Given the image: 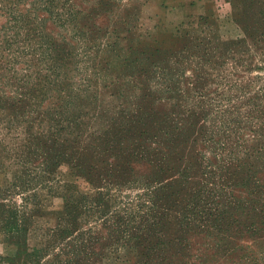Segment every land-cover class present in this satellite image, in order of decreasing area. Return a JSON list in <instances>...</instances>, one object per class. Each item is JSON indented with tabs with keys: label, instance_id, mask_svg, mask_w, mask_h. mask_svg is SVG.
<instances>
[{
	"label": "rangeland",
	"instance_id": "374dc122",
	"mask_svg": "<svg viewBox=\"0 0 264 264\" xmlns=\"http://www.w3.org/2000/svg\"><path fill=\"white\" fill-rule=\"evenodd\" d=\"M49 1L0 0V264H165L168 245L141 263L127 248L150 224L147 188L134 183L157 186L145 179L156 173L162 185L180 173L189 179L174 188L179 209L150 233L153 245L177 240L181 209L198 191L212 205L224 190L231 211L255 195L264 202V139L254 133L264 117V56L250 41L237 47L246 38L233 18L238 0H208L206 20L171 29L152 28L151 0ZM181 29L192 30L187 48L200 42L215 57L182 53L173 40ZM157 46L165 49L157 63L168 65L153 66ZM236 112L247 125L239 133ZM68 191L97 206L82 202L69 223ZM189 237L195 245L203 236Z\"/></svg>",
	"mask_w": 264,
	"mask_h": 264
},
{
	"label": "trees",
	"instance_id": "16d2710c",
	"mask_svg": "<svg viewBox=\"0 0 264 264\" xmlns=\"http://www.w3.org/2000/svg\"><path fill=\"white\" fill-rule=\"evenodd\" d=\"M70 0H66L65 5H68ZM50 4L54 5L55 0ZM235 13L233 18L235 23L240 25L245 34L246 38L240 40V44L237 47H243L242 44L246 45L247 41H250L251 44L256 48V50L264 56V0H238V4L235 6ZM80 13L70 14V19L77 18ZM200 22L204 16L198 18ZM68 21V20H67ZM199 22V23H200ZM18 28L24 29L23 22L18 19ZM29 29V28H28ZM192 30L185 31L181 29L178 32V36L175 34L156 31L157 36L164 37L170 35L173 40L176 42L183 41L184 48L182 53H187L189 57H193L197 60H200L204 63H209V59L215 57V51L210 50V48L201 49L200 42L197 44V47L187 48L189 39H187ZM175 35V36H174ZM169 36V37H170ZM49 40V39H48ZM211 44V40H207ZM193 42H198L194 40ZM194 44V43H192ZM234 43H229L227 46L233 47ZM162 46V45H159ZM227 46H222L221 57L223 58V64H226L224 50ZM51 47L50 40L46 44V49H43V45L36 50L37 54L40 57H45L47 50ZM211 47V45L209 46ZM165 50L164 47H156L155 54H153L150 59H155L153 66L159 67L160 64L165 63L166 57L163 59V62L157 63V57L162 55L161 51ZM234 49H230L229 53L232 54ZM160 58V57H159ZM164 69V68H162ZM197 70V69H196ZM197 73V72H196ZM200 79L202 75L199 74ZM197 80L195 76L193 77ZM189 78L187 80H192ZM203 80H200L201 83ZM202 97V94H200ZM54 101V99H51ZM235 110L232 112L234 114ZM19 116V113H18ZM230 121L235 125V132L239 133L242 127H247L243 125L242 121L238 118L237 112L233 117H229ZM143 128L150 130L147 127V118L144 119ZM253 122H250V125L253 126ZM189 125L185 124L187 132H189ZM257 129L254 131L255 134L259 135V138L264 139V117L260 124H257ZM137 127V126H136ZM181 129L182 126H181ZM191 129V127H190ZM211 140V139H210ZM209 140V141H210ZM264 151V150H262ZM257 154L261 155V151L257 150ZM82 165L85 166V163L82 161ZM86 178H89L91 183L97 182L98 179L94 178L92 173H83ZM180 178L175 184L167 183L163 184L160 180L159 173L152 174L151 176L145 177L146 180H152L153 182H158L157 186L154 184H146L142 181L136 180L134 184H139L140 186L146 187L147 192L145 193L146 199H148L150 206H148V219L150 224H145V229L137 231L134 235H131V238L127 241V248L131 249L132 252L136 251L137 256L133 257L136 263H141L143 260L148 261V258L155 252H161L165 246L171 248L169 252L171 253L170 258L165 262V264H264V202L261 201V196L255 195V198H259V201L255 199L248 198L247 206H241L240 208H235L236 210L231 211L229 207H223V194L227 197V194L224 190H219L218 195L213 193L211 195L214 199L212 205L208 204V200L202 199V190L198 191L193 198L190 200L188 205L184 206L181 209L182 217L179 222L180 233L176 241H173L171 244H167L166 241H161L157 245L151 244L149 237L150 233L154 230L162 229L165 226L166 212L169 209L178 208V192L174 188L188 184L189 177L185 173L179 174ZM264 188V186H263ZM67 201L68 210L67 217L70 219L69 223L72 221H77V211L80 209L81 203L87 200L90 201L91 207H96L98 199L96 198H85L84 196H79L68 191L66 196H63ZM232 201L235 200L232 197H229ZM228 200V197L226 198ZM229 201V205L232 206L233 202ZM254 201V202H253ZM165 203L166 208L161 206L160 203ZM220 209V211H219ZM177 221V219H176ZM193 232L197 236H203L200 241H196L197 248L194 249L192 239L189 237V234ZM247 236L251 240V244L239 245L236 243L237 240L243 239ZM241 237V238H238ZM147 242V243H146ZM156 246V247H155ZM196 247V246H195ZM231 248V251L228 252V248ZM149 262V261H148ZM145 264V263H144Z\"/></svg>",
	"mask_w": 264,
	"mask_h": 264
},
{
	"label": "crops",
	"instance_id": "0c3cea01",
	"mask_svg": "<svg viewBox=\"0 0 264 264\" xmlns=\"http://www.w3.org/2000/svg\"><path fill=\"white\" fill-rule=\"evenodd\" d=\"M157 13L151 19L152 28L161 26L171 29L199 18L208 5V0H151Z\"/></svg>",
	"mask_w": 264,
	"mask_h": 264
}]
</instances>
